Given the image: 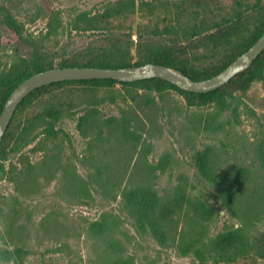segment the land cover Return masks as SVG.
Returning <instances> with one entry per match:
<instances>
[{"label": "rangeland", "instance_id": "obj_1", "mask_svg": "<svg viewBox=\"0 0 264 264\" xmlns=\"http://www.w3.org/2000/svg\"><path fill=\"white\" fill-rule=\"evenodd\" d=\"M115 1L0 0V103L17 77L30 70L34 45L57 65L74 48L103 43L99 35L72 30L71 23L78 13H98ZM152 1V11L138 8L111 21L115 35L134 34L126 44L132 62L152 48L171 52L178 42L175 36H153L151 30L175 22L172 5L179 0ZM53 11L61 26L46 36ZM8 16L19 30L8 24ZM263 27L264 18L253 16L230 46L177 59L189 68L214 69ZM229 99L237 119L231 109L220 113L215 103L200 104L199 96L169 85L117 83L92 89L71 83L37 91L16 111L6 140L0 246L28 249L21 264H104L109 237L105 242L95 237L90 225L107 214L135 264H264V79L246 90L234 83ZM51 107L64 110L59 119L36 120L27 144L15 139L18 125ZM81 116L86 121L79 126ZM48 121L58 130L54 136L43 132ZM208 146L219 187L199 168ZM228 185L234 189V206L221 195ZM137 186L151 193L140 208L142 222L124 196ZM238 227L243 244L227 247L221 235ZM195 244L199 251L193 250Z\"/></svg>", "mask_w": 264, "mask_h": 264}, {"label": "trees", "instance_id": "obj_2", "mask_svg": "<svg viewBox=\"0 0 264 264\" xmlns=\"http://www.w3.org/2000/svg\"><path fill=\"white\" fill-rule=\"evenodd\" d=\"M154 6L155 4L152 0H141L139 2L137 0H117L112 3H107L102 11L98 13H78L71 23V29L76 30V32L81 33L82 35L88 33L99 35L101 36L100 40H103V43L89 42L86 45L74 48L72 55L62 58L57 65L55 64L54 57L45 54L37 45H34L31 53L30 70L19 75L14 81L12 87L6 91L4 98L0 103V113L2 112L5 102L12 90L22 80L38 71L55 66L92 65L116 68L130 65H142L152 62L178 68L186 75L196 80L205 79L223 70L239 54L247 50L264 32L263 27L261 33L257 34L249 43H247V45L242 47L239 52L234 54L227 61L220 63L214 69L198 70L189 68L184 65V63H181L177 57L194 51L200 52L201 50V52L214 53L222 47L230 46L241 37L243 27L246 26L253 16H258L261 19L264 18V0H255L252 4L249 0H232L231 6L225 5L223 0H179L172 5L176 11L175 22L165 25L162 28L156 26L151 30L153 36H175V38L178 39V42L173 43L172 49L170 50L171 52L162 47L152 48L148 54H145L139 57L137 61L132 62L133 53L132 50H130V47L126 44L129 40H133L134 34L132 32H124L121 34L116 33L115 35V26L111 25V21L114 18H124L134 14L138 8L141 9L147 7L152 11ZM50 16L46 36H54L57 34L61 26L57 11L51 12ZM8 24L19 30V24L11 16H8ZM137 52H139V46L137 47ZM263 53L264 50L258 55L248 69L237 73L226 84L209 92L188 91L170 81L158 77H150L135 81H119L113 78L63 80L35 89L23 99L16 111L23 105V103L32 98L34 93L52 86L76 83L87 85L94 89L103 86H112L117 83L124 86L142 87L148 86V84H155L156 86L169 85L173 88L179 89L183 93L197 95L200 98V104L215 103L217 110L220 113L224 112L226 109H231L233 116L237 119V108L233 106L232 101L229 99L231 96L232 85L238 82L240 88L246 90L255 80L264 79ZM63 112L64 110L62 108L51 107L47 109V111H44V113L41 112L32 118H28L24 123L18 125L15 139L17 138L19 141L23 142V144L29 143L32 139V127L36 120H49L48 118L57 120L61 117ZM14 115L0 145V173L5 170V165L2 161L8 157L9 149L8 145H6V140L12 130L11 124L13 123ZM85 121L86 117L81 116L79 126ZM208 123H210L209 120ZM43 132L54 136L57 134L58 130L55 128L54 122L48 121ZM126 136L128 137L129 135L126 134ZM213 153L214 151L211 146H208L204 150L199 157V168L202 175L208 181L214 183L216 187H219L217 175L213 166ZM221 190L224 202L227 205L234 206L236 196L233 187L228 185L227 187H221ZM124 196L134 208L137 219L142 222L141 216L139 215L141 205L151 200V193L148 191V188L138 186L133 187L124 191ZM202 204L205 205L206 203L203 202ZM203 210L208 212L207 208H204ZM90 226L93 235L100 240L105 242L106 238L109 237L108 241L111 248L108 257L105 258L106 260L104 264H135L134 258L125 253L123 245L115 236L114 225L107 214L101 216L100 219L94 220ZM241 229V227H238L224 232L221 235L222 242L225 243L227 247H233L237 243L242 245L243 233H241ZM192 248H194L193 250L199 251V247L196 244L193 245ZM222 249L223 246L219 248L220 251ZM27 254L28 249L23 246H18L13 249L0 246V261L15 260L18 264H21V260Z\"/></svg>", "mask_w": 264, "mask_h": 264}, {"label": "water", "instance_id": "obj_3", "mask_svg": "<svg viewBox=\"0 0 264 264\" xmlns=\"http://www.w3.org/2000/svg\"><path fill=\"white\" fill-rule=\"evenodd\" d=\"M263 50L264 32L247 50L239 54L219 73L199 80L189 77L178 68L152 62L116 68L92 65L55 66L35 72L22 80L12 90L5 102L0 113V145L19 104L27 95L41 86L56 81L74 79L113 78L119 81H135L158 77L188 91L209 92L226 84L237 73L248 69Z\"/></svg>", "mask_w": 264, "mask_h": 264}]
</instances>
